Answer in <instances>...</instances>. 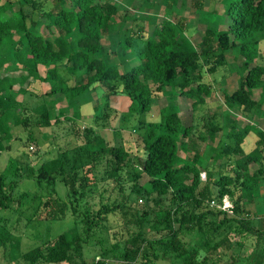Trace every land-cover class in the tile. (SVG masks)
<instances>
[{
  "label": "trees",
  "instance_id": "16d2710c",
  "mask_svg": "<svg viewBox=\"0 0 264 264\" xmlns=\"http://www.w3.org/2000/svg\"><path fill=\"white\" fill-rule=\"evenodd\" d=\"M160 1L165 17L148 33L139 24L124 28L125 18L111 0H0V153L36 142L41 129L49 130L52 151L34 167L0 173V210L20 208L26 193L14 196L16 178L33 177L45 193L31 198L32 218L60 220L69 212L78 226L19 254L24 264H221L225 255L233 264L234 249L242 247L233 238L247 235L261 244L264 257V214L258 227L245 207L259 197L264 182V135L256 127L259 121L264 126V0H227L225 27L217 30L203 20L195 44L184 34L183 18L168 17L175 0ZM231 51L242 61L236 88L223 94V104L249 124L236 131L228 126L221 148L210 147L204 164L196 155L181 157L194 125L183 101L191 111L205 103L213 91L207 75L224 66ZM35 86L34 102L16 99ZM166 88L178 92L179 111L163 104L154 119L141 121L133 155L47 101L62 95L68 108L75 107L101 90L93 108L100 128L109 97L126 98L129 115L143 114ZM13 128L20 130L13 135ZM205 130L196 138L218 145L219 128ZM249 133L256 136L244 152ZM57 178L65 200L55 194ZM224 197L231 215L219 208ZM91 238L98 249L85 258Z\"/></svg>",
  "mask_w": 264,
  "mask_h": 264
},
{
  "label": "rangeland",
  "instance_id": "374dc122",
  "mask_svg": "<svg viewBox=\"0 0 264 264\" xmlns=\"http://www.w3.org/2000/svg\"><path fill=\"white\" fill-rule=\"evenodd\" d=\"M51 1V0H49ZM101 2L102 0H97ZM113 4L117 6V16H124V28L139 24L143 27V30L150 33L153 26L159 23L164 15V7L160 3V0H131L127 5L123 0H111ZM227 0H175L174 5L167 9L168 17L171 19L183 18L186 24L184 34L189 38L192 44H195L199 40V36L204 29V21H208L209 24L215 26L217 30H222L226 25V17L223 15ZM67 3V1H66ZM51 9L54 11V6ZM174 7V8H173ZM173 8V9H172ZM17 5H13L11 10L16 11ZM24 13L28 16V12L24 7ZM215 11V12H214ZM207 12L208 14H200ZM32 19H37L35 15L31 16ZM132 18H136L132 20ZM150 18V19H149ZM204 20V21H203ZM29 18L26 19L28 23ZM104 40H107L105 38ZM105 42V41H104ZM260 51L264 55V42L260 46ZM235 52L231 51L224 55V66L218 68L213 74L207 75L206 80L211 84L212 93L205 99V103L196 107L191 111L187 102L183 101V107L185 108V116L188 119L189 113L192 114L194 124L191 126V131L188 138L185 140L187 144V151L183 154L179 153L181 157L192 158L196 155L200 158L202 164L208 161V157L211 154V148L219 149L222 146L223 140L222 134L227 132L228 126L235 127L236 130H240L244 125L249 124V121L242 117L235 109L228 110L223 104V94L231 93L236 88L237 83V67L241 63L242 58L235 56ZM264 59V57H263ZM6 65V64H5ZM37 86L32 88L31 94L22 97L17 95V100H24V102H34ZM93 91L89 95V101L83 104L76 103L75 107H67V101L62 95L55 97H49L47 101H52L55 109H66L64 111L66 115H72L76 122L81 125H90L105 139L109 145H121L123 146L129 155L136 154L135 147V134L139 131L141 121H146L155 116L158 113V109L163 104L171 105L174 111H179L178 103L180 102V96H177L176 89L166 88L165 95L162 99H156L152 102L148 112L143 114L129 115L126 113L128 100L126 98L111 96L108 99V105L110 110L108 111L107 119L100 128H95L93 123L94 102L96 96L101 93V90ZM258 91H254L252 98L256 99ZM26 99V100H25ZM99 107V106H95ZM205 118V120H203ZM259 121L256 125L261 129V134L264 135V126ZM219 128V131L214 134L215 141L220 140L218 145H210L208 142H202L198 140L196 135L201 133L206 135V130L209 126ZM20 129L13 128V135H15ZM221 130V131H220ZM48 129H41L37 134L36 142L30 143L28 146L16 145L8 152L0 153V173L6 176L11 175L12 171L18 165L22 166L27 164L30 167L36 166V164L52 154L49 151L50 135ZM256 135L252 133L247 135V138L242 142V149L244 152L248 151L254 141ZM228 143V141H227ZM211 147V148H210ZM203 166V165H202ZM255 166H252L254 168ZM19 170L20 167H17ZM203 174H200V179L203 180ZM17 185L13 190L14 196L20 193H26V196L20 203V208L14 210H0V264H24L19 259V254L24 253L33 247L37 246L40 242L53 239L62 233H68L72 231H78V226L74 224L73 217L66 213L65 217L60 220L43 221L35 220L32 218L33 209L36 205L35 200H31L34 194H44L45 190L41 186L38 188L35 184L33 177H17ZM54 191L60 200L66 198V188L59 178L54 182ZM258 198L254 200V203L246 204V209L252 218L250 220L254 225L261 227L263 220L261 215L264 214V182L261 185L258 193ZM225 199V198H224ZM163 204H167V198L162 200ZM256 204V207H254ZM258 223V224H257ZM94 238L90 239V245L83 247V255L85 258H90L95 250L98 248L94 246ZM233 240H240L242 243L241 249L238 251L234 249L237 259L233 264H264V257L260 253V243H256L255 239L250 236L234 237ZM92 244V245H91ZM223 252L224 249L220 248ZM97 257V256H96ZM232 259L227 255L223 258L221 264H231Z\"/></svg>",
  "mask_w": 264,
  "mask_h": 264
},
{
  "label": "built area",
  "instance_id": "2783aa9c",
  "mask_svg": "<svg viewBox=\"0 0 264 264\" xmlns=\"http://www.w3.org/2000/svg\"><path fill=\"white\" fill-rule=\"evenodd\" d=\"M224 198L221 200V204H220L219 208H220V210L225 211L227 215H231L230 203L228 202L226 197H224ZM210 205H213V202H210Z\"/></svg>",
  "mask_w": 264,
  "mask_h": 264
}]
</instances>
